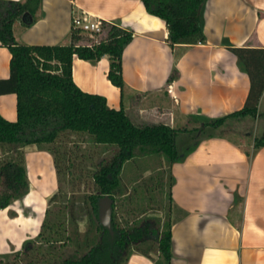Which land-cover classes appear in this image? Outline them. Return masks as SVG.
<instances>
[{
	"label": "crops",
	"instance_id": "crops-1",
	"mask_svg": "<svg viewBox=\"0 0 264 264\" xmlns=\"http://www.w3.org/2000/svg\"><path fill=\"white\" fill-rule=\"evenodd\" d=\"M78 14L133 32L123 54V94L108 79V56L73 61L76 85L106 97L110 108L124 107L142 119L162 111L174 129H198L244 107L250 78L229 48L264 49V0H207L206 42L197 45L172 48L165 21L143 0H41L31 27L14 23L15 38L27 45H68ZM11 58L0 41V80L10 77ZM174 71L177 77L169 82ZM263 101L264 94L257 118L228 120L216 137L200 141L171 166V195L180 213L172 225V264H264V147L255 150V138L247 137L259 127ZM17 102L15 94L0 96V114L8 121L18 119ZM229 134L241 137L234 141ZM26 168L30 192L0 208L1 258L37 238L60 187L50 152L28 149ZM127 264L156 262L135 252Z\"/></svg>",
	"mask_w": 264,
	"mask_h": 264
},
{
	"label": "trees",
	"instance_id": "trees-1",
	"mask_svg": "<svg viewBox=\"0 0 264 264\" xmlns=\"http://www.w3.org/2000/svg\"><path fill=\"white\" fill-rule=\"evenodd\" d=\"M40 1L0 0V41L12 55L10 77L0 80V96L15 94L18 101L17 121H8L0 114V208H8L30 192L26 168V152L30 148L45 150L53 155L59 182L63 172L62 161L68 153H61L55 144L63 133L87 135L95 145L116 147L119 152L111 162L95 169V188L83 201L87 204L82 209L84 213L77 214L72 205L60 208L52 217L49 208L37 238L26 241L22 249L14 253L13 262L0 260V264H127L135 252L152 258L156 264H172L173 221H167L163 226L150 220L122 224L117 218L114 203L112 225L115 234L112 236L99 222V199L110 195L115 201L122 189L119 174L124 163L134 158L135 151L150 149L169 160V200L175 207L171 195L175 183L171 166L181 158L178 153L179 135L203 134L205 129L215 132L230 119L259 116V104L264 94V49L229 48L251 83L241 110L210 120L204 127L192 130L174 129L167 122L138 123L124 107L110 108L106 97L82 91L73 79L75 57L98 62L108 56V79L123 94L126 86L123 54L133 39L132 30L118 23L105 22V34L98 42L73 29L68 45L21 44L15 38L14 23L20 20L25 27H31ZM143 2L150 13L165 21L169 32L168 43L172 48L206 42L204 10L207 0ZM175 72L169 82L177 77ZM214 132L198 137L197 143L216 137ZM198 144L193 145L188 153ZM263 147L264 135L256 137L254 149ZM57 196L58 192L52 196L50 204ZM84 215L87 216V229L82 232L80 225L84 222ZM71 245L75 246V251L67 256L66 249ZM142 245L149 246L146 249ZM153 246H157V255L152 253Z\"/></svg>",
	"mask_w": 264,
	"mask_h": 264
},
{
	"label": "rangeland",
	"instance_id": "rangeland-1",
	"mask_svg": "<svg viewBox=\"0 0 264 264\" xmlns=\"http://www.w3.org/2000/svg\"><path fill=\"white\" fill-rule=\"evenodd\" d=\"M261 112L259 127L250 131L247 135L248 138H260L264 135V101L261 105ZM129 113L138 123L147 124L153 120L167 122V115H162V111L148 113V117L143 119L132 112ZM232 122L234 125L235 121ZM179 127L181 126L178 123L177 128ZM231 128L232 126L229 127V129ZM234 129L242 133L239 128ZM244 130L245 132L248 131ZM211 132L214 131L205 129L203 134L183 133L179 135V155L187 154L193 145L200 143H197L198 137ZM228 137L236 141V138L241 136L229 134ZM55 145L61 153L67 152L68 156L62 161L63 172L60 176L58 196L50 207L52 217H55L54 213L60 208L72 205H74L77 214H80L83 212L82 209L87 207L83 201L94 192L93 173L95 169L111 162L119 149L111 146H97L92 143L87 135L73 133H63ZM119 178L122 189L120 194L115 197V211L120 223L125 224L127 221L131 225L133 222L150 220L163 226L165 222L174 221L180 216V213L174 206L172 207L169 200L170 163L163 154L155 153L150 149L135 151L134 158L124 163ZM83 219L84 222L80 225L82 232L87 229V216L84 215ZM72 229L74 228L72 227ZM147 246L149 245H142L143 248ZM74 251L75 246H69L66 249L67 256H71ZM152 253L157 255V246H153ZM0 260L5 263L13 262L15 254L11 253L6 257H0Z\"/></svg>",
	"mask_w": 264,
	"mask_h": 264
},
{
	"label": "built area",
	"instance_id": "built-area-1",
	"mask_svg": "<svg viewBox=\"0 0 264 264\" xmlns=\"http://www.w3.org/2000/svg\"><path fill=\"white\" fill-rule=\"evenodd\" d=\"M105 22L101 19L93 20L87 16L78 14L73 16L72 28L89 35L98 42V39L105 34Z\"/></svg>",
	"mask_w": 264,
	"mask_h": 264
},
{
	"label": "water",
	"instance_id": "water-1",
	"mask_svg": "<svg viewBox=\"0 0 264 264\" xmlns=\"http://www.w3.org/2000/svg\"><path fill=\"white\" fill-rule=\"evenodd\" d=\"M114 203L115 201L110 195L101 197L98 203L99 222L112 236L115 234L112 225Z\"/></svg>",
	"mask_w": 264,
	"mask_h": 264
}]
</instances>
